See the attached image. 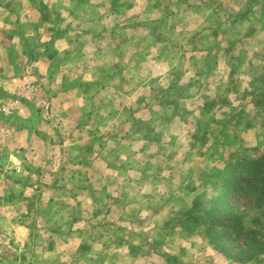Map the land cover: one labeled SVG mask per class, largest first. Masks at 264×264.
I'll use <instances>...</instances> for the list:
<instances>
[{
	"label": "rangeland",
	"instance_id": "obj_1",
	"mask_svg": "<svg viewBox=\"0 0 264 264\" xmlns=\"http://www.w3.org/2000/svg\"><path fill=\"white\" fill-rule=\"evenodd\" d=\"M259 159L264 0H0V264H264Z\"/></svg>",
	"mask_w": 264,
	"mask_h": 264
},
{
	"label": "trees",
	"instance_id": "obj_2",
	"mask_svg": "<svg viewBox=\"0 0 264 264\" xmlns=\"http://www.w3.org/2000/svg\"><path fill=\"white\" fill-rule=\"evenodd\" d=\"M245 173L247 175L251 176V180H248V183L253 184L255 188L259 187L261 189V192L258 196H259L260 200H263V198H264V166L262 164V160L259 159V160H254V161L250 162V166L247 168ZM244 180H245L244 177H239V179H236L235 184H234L235 187H233L234 189H233V191L231 190V192L238 193V191L241 189V186L239 185V183H244ZM229 191H226V193L228 194ZM239 224H241V223H239ZM213 225H214V222L212 223L211 226H213ZM232 229L241 230V226H239V227L230 226L229 228L225 229L221 235H218L217 237L221 241L222 240L224 241V235H226L227 232L229 230H232ZM240 232L242 233L243 231H240ZM232 234H235V233H232ZM245 234H247V236H248V233H245Z\"/></svg>",
	"mask_w": 264,
	"mask_h": 264
}]
</instances>
